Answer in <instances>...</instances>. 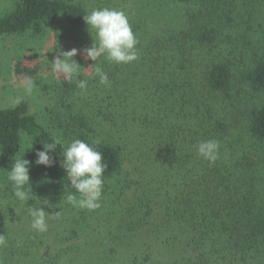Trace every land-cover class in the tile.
Masks as SVG:
<instances>
[{"label": "trees", "instance_id": "trees-1", "mask_svg": "<svg viewBox=\"0 0 264 264\" xmlns=\"http://www.w3.org/2000/svg\"><path fill=\"white\" fill-rule=\"evenodd\" d=\"M2 3L0 42L41 37L49 24L61 21L75 35H90L83 16L100 5ZM236 4L107 0L104 8L128 17L139 41L138 60L118 65L99 58L110 87L99 83L91 61L89 74L78 73L72 84L57 82L60 95L52 97L56 102L43 118L25 99L0 106V190L15 200L9 209L14 213L15 204L27 208L47 199L52 206H39L60 212L49 216L48 234L58 222L65 231L61 241L77 244L68 260L47 247L42 264H264V35L250 36L241 28L245 24L237 27ZM75 42L79 50L93 44ZM247 45L258 46L261 54L251 57ZM77 79L87 81L86 91L76 87ZM54 138L64 147L74 139L100 141L95 147L109 167L98 209L62 201L75 193L61 166L63 147L50 153L54 166L35 164L36 151ZM210 139L220 142L215 164L197 155V144ZM17 153L32 162L33 199L27 203L15 199L7 180ZM47 232L30 229L25 236L31 244L16 247L20 253L16 239L1 244L6 252L0 264H32L40 254L33 243Z\"/></svg>", "mask_w": 264, "mask_h": 264}, {"label": "clouds", "instance_id": "clouds-1", "mask_svg": "<svg viewBox=\"0 0 264 264\" xmlns=\"http://www.w3.org/2000/svg\"><path fill=\"white\" fill-rule=\"evenodd\" d=\"M85 23L93 36V44L90 48L83 50L85 58L95 61L94 76L98 77L101 85L110 87L109 76L99 66L98 60L104 57L107 61L115 64H130L138 60L137 40L128 17L124 12L110 8L93 9L83 16ZM78 54L77 49L62 51L59 56L51 62L52 74L57 79L66 80L72 84L73 79L78 75L80 65L73 59ZM62 57V58H61ZM25 95L30 96L35 87L31 77H25L21 81ZM76 87L82 92L87 90V81L76 80ZM19 99L17 103H19ZM99 140L91 144L80 139H74L66 147L61 138H54L53 142L44 144L43 150L36 151V165L52 167L55 164L50 153L58 146L63 147V161L61 166L66 171L67 179L75 193L63 196L62 201L73 208L94 211L98 209L104 188V173L109 165L104 154L95 145ZM197 155L215 164L220 156V142L217 140H204L196 146ZM29 160L24 155L16 154L13 158L11 170H6L7 180L11 183L12 194L20 202H28L32 198V187L30 182ZM49 205L47 199L41 200L36 206H27L28 215L31 217L30 227L37 233H45L48 230L47 219L49 216H59L60 212L49 214L39 205ZM52 206V205H49ZM54 207V206H53ZM3 237L0 236V244H3Z\"/></svg>", "mask_w": 264, "mask_h": 264}, {"label": "rangeland", "instance_id": "rangeland-1", "mask_svg": "<svg viewBox=\"0 0 264 264\" xmlns=\"http://www.w3.org/2000/svg\"><path fill=\"white\" fill-rule=\"evenodd\" d=\"M96 1L100 4L99 9L104 8L107 2V0ZM112 3L114 5V1ZM2 4L0 10H2L5 3ZM237 6L239 7V10L236 9L235 12V24L237 27L239 24H245L241 28L246 30L248 28L250 36H263L264 27L261 28L259 22L264 24V0H238ZM241 28L238 30L240 33L242 32ZM76 40H80V43L86 44L93 40V36L92 34L75 35L67 30L66 25L62 21L49 24L43 36L38 38L26 36L2 40L0 42V106L11 107L16 104L18 99H25L30 103L32 112L43 118L46 108L53 102H56L52 97L60 95L58 90L59 84L57 82H66V80L63 81V79L55 78L51 70V62H54L62 51L77 49L78 54L73 58L80 65L79 69L81 71H78V73H90L89 69L91 68L92 60L85 58L83 50L77 48ZM255 47L258 50L253 45H247L246 47L247 52L251 53V57L262 52L258 46L255 45ZM25 77H31L35 85L30 96L25 95L21 85V81ZM253 96H255L257 101L261 100V96L256 93ZM2 191L3 189L0 190V236L3 237L4 243L16 239L14 248L20 253V250L16 247L21 246L24 242L31 244L27 240L28 232L31 229V217L28 215V207L26 208L24 203L20 207L16 204L13 205L14 213H12V209H9L10 205L8 207V204L13 200L8 197L5 198L2 195ZM15 213L19 214L18 218L12 220L11 217ZM50 226L53 228V232H49V234L47 232L41 238L36 239L38 241L33 243V246L40 247V254L32 264H42V256L47 247H50L54 255H64L67 260L68 258L73 259L76 256V252L73 251L75 245L77 246L75 244L76 241H61L65 237V231L63 232L58 222L51 223ZM58 233L61 235L58 236ZM91 246H93L92 243ZM69 248L71 250H68ZM67 250L68 255H65ZM3 252H6V247L0 248V254ZM10 262L16 263L17 261L14 259ZM64 264L74 263L67 261Z\"/></svg>", "mask_w": 264, "mask_h": 264}]
</instances>
